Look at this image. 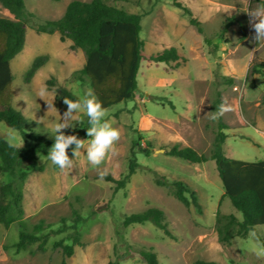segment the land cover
Masks as SVG:
<instances>
[{"label":"rangeland","instance_id":"374dc122","mask_svg":"<svg viewBox=\"0 0 264 264\" xmlns=\"http://www.w3.org/2000/svg\"><path fill=\"white\" fill-rule=\"evenodd\" d=\"M70 1L24 0L26 10L33 16L27 23L24 46L11 61V102L33 123L26 130L49 137L54 134L55 124L63 119L70 126L62 130L72 131L86 143L91 139L89 118L83 111L76 119L71 114L64 116L67 105L56 97L60 87L78 97L92 92L87 82L72 77L85 62L84 52L72 47L70 39L61 40L58 32L36 31L43 19L59 18ZM103 1L141 16L139 35L145 54L176 47L186 61L173 71H165L163 63L142 61L133 98L105 109L108 115L102 119L114 122L121 135L104 163L92 166L87 161L86 148L74 156L73 143L67 148L73 161L70 169L53 165L48 155L38 157L36 168L29 165L24 181L17 183L22 215L10 213L7 227L0 223V264H106L116 256L120 258L118 264H146L140 249L152 250L158 264H193L198 258L218 264H264V257L256 255L264 249L258 239L264 241V225L243 237L218 241L217 212L233 214L237 219L240 213L223 196L215 162L189 163L167 155L162 148L180 143L209 154L217 130L211 119L212 104L219 90L222 103L226 101L231 109L222 115L228 127L226 156L244 161L264 159V74H250L254 63L264 62V41L253 40L256 30L252 24L256 20L249 22V11L261 6L250 0H179L201 23V34L172 5V0ZM0 16L11 18L1 4ZM231 17L235 21L222 37L214 36ZM204 36H211L218 48L209 51ZM38 58L43 62L26 81V73ZM224 77L232 81L228 83ZM41 90H46L45 99L53 101L54 107L48 108L39 97ZM0 134L12 143L24 144L18 132L2 121ZM131 150L140 165L125 187L115 190V184L99 174L106 172L114 178L126 174ZM161 176L168 182L172 178L187 181L196 191L200 207L179 202L171 186L156 183ZM6 179L0 173V182ZM150 207L162 210L171 235L149 221L122 225L125 215ZM73 209L87 219L78 226L81 245H75L72 255L66 257L54 243H71L68 235L72 229L55 231L62 219L67 226L72 224ZM92 211L95 213L90 217ZM18 220H23L28 230L40 225L37 235L50 234L43 251L37 248L38 241L15 251Z\"/></svg>","mask_w":264,"mask_h":264},{"label":"trees","instance_id":"16d2710c","mask_svg":"<svg viewBox=\"0 0 264 264\" xmlns=\"http://www.w3.org/2000/svg\"><path fill=\"white\" fill-rule=\"evenodd\" d=\"M172 5L188 17V21L196 30L203 34V27L190 9L179 0H172ZM264 6V0H250ZM0 4L10 14L11 18L0 16V121L10 129L16 130L23 141L19 144L10 142L4 134H0V173L6 175V181L0 182V223L8 226V215L23 213L20 203L18 182L24 181L29 165L36 168V161L40 155H47L54 143V134L46 137L34 130H26L33 124L19 110L12 105L11 85L13 74L11 70L12 59L22 50L25 43L27 23L33 14L25 8L24 0H0ZM141 16L127 12L114 5H109L103 0H72L64 13L56 19H43L36 28L39 33L51 34L58 32L61 40L70 39L72 47L81 49L85 55L83 66L76 70L72 77L81 82H87L103 107H108L132 99L137 89V75L143 60L165 65V71L176 70L186 58L181 55L176 47H168L154 54H145L144 42L140 38ZM235 21L234 17L228 18L223 27L214 34L221 38L227 28ZM204 42L209 47L217 49L218 45L212 42L211 36H204ZM43 62L42 58L36 59L25 76L29 81L34 71ZM264 74V62L254 63L250 74ZM224 81L230 83L229 77ZM56 97L77 100L79 97L66 87H60ZM264 101V95L262 97ZM170 105L173 107L171 101ZM222 103L221 93L216 91L212 104L213 114ZM117 115V114H115ZM217 130L208 155L197 152L190 146H181L180 143L164 145L167 155L178 157L189 163L201 164L208 160L215 162L220 177L223 196L228 198L234 209L240 213V219L233 214L217 212L215 229L219 242H228L232 236H245L249 231H255L257 226L264 225V159L244 161L226 156L224 143L227 137L225 130L228 128L222 116L214 120ZM66 135H73L72 131L62 130ZM136 153L131 150L127 172L120 178L106 174L105 180L113 182L115 190L122 189L130 177L139 167ZM158 185H168L176 199L185 206L192 203L199 208L198 196L193 187L185 180L172 178L168 182L165 176L156 178ZM95 212H91L92 217ZM87 217L81 216L76 209L72 210V224L67 226L64 219L62 225L55 232H62L66 228L72 231L68 235L71 243L63 244L62 240L56 241L54 247H61L63 255L69 257L75 245H81L78 226L86 221ZM151 222L165 234L171 235L164 221L162 210L150 207L140 212L125 215L122 221L124 227L131 224ZM18 239L14 243L15 251H20L27 245L37 242V248L45 249L49 233L36 234L40 225H35L32 230L25 227L23 220H18ZM231 226V228H229ZM53 232V231H50ZM264 247V241L258 237ZM124 252L129 251V246ZM140 256L146 264H158L156 254L150 249H140ZM119 256L109 260L106 264H118ZM193 264H218L198 258Z\"/></svg>","mask_w":264,"mask_h":264},{"label":"clouds","instance_id":"9594fccd","mask_svg":"<svg viewBox=\"0 0 264 264\" xmlns=\"http://www.w3.org/2000/svg\"><path fill=\"white\" fill-rule=\"evenodd\" d=\"M250 23L253 18L256 22L252 27L256 30V35L253 40L257 42L264 41V6L257 7L255 10L249 11ZM39 97L43 98L48 108L54 107L53 101L49 102L46 97V90L39 92ZM64 103L67 105V110L64 116L72 115L74 119L78 118L77 114L83 111L89 118L90 127L88 128V137H91L85 143V140L78 139L75 135H66L62 129L69 127L68 121L61 119V122L55 124L53 128L54 143L48 151V159L53 165L58 166L61 170L70 169L73 167V161L69 158L67 148L70 144L75 143L73 155L78 156L82 148H86L87 161L92 166H98L104 163L107 155L114 150L116 142L120 138V130L113 126L112 121L103 120L108 113L98 100L96 95L92 92H87L77 100L73 101L64 98ZM230 106L227 102L221 103L211 119L217 120L226 111H229ZM22 147V145L20 146ZM101 177L106 175V172L99 174ZM258 257H264V249L256 252Z\"/></svg>","mask_w":264,"mask_h":264},{"label":"water","instance_id":"95a60500","mask_svg":"<svg viewBox=\"0 0 264 264\" xmlns=\"http://www.w3.org/2000/svg\"><path fill=\"white\" fill-rule=\"evenodd\" d=\"M159 151H163V149H159Z\"/></svg>","mask_w":264,"mask_h":264}]
</instances>
